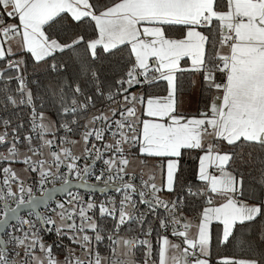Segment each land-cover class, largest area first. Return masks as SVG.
I'll list each match as a JSON object with an SVG mask.
<instances>
[{
	"label": "snow or ice",
	"instance_id": "obj_1",
	"mask_svg": "<svg viewBox=\"0 0 264 264\" xmlns=\"http://www.w3.org/2000/svg\"><path fill=\"white\" fill-rule=\"evenodd\" d=\"M0 264H264V0H0Z\"/></svg>",
	"mask_w": 264,
	"mask_h": 264
}]
</instances>
